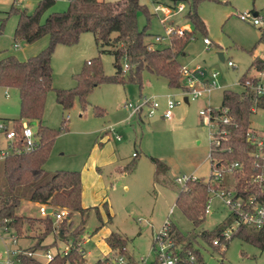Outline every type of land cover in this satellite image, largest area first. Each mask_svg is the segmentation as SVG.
<instances>
[{"label": "rangeland", "instance_id": "rangeland-1", "mask_svg": "<svg viewBox=\"0 0 264 264\" xmlns=\"http://www.w3.org/2000/svg\"><path fill=\"white\" fill-rule=\"evenodd\" d=\"M139 1L151 13L157 4L173 2L172 0ZM188 1L179 2L184 5V11L172 19L174 24L185 25L190 30H194L191 22L185 17ZM37 2L38 0H0V59L5 55H14L19 60H25L47 46V36L31 43L14 40L17 15L12 12L7 13L12 5L32 12ZM67 5L68 0H55L41 20H44L50 12L64 11ZM244 11H249L251 14L256 12L261 24L253 25L250 20H241L239 13ZM197 13L205 24V31L194 30L193 38L189 40L179 61L190 67L201 66L207 76L217 72V87L209 94L205 93L187 103L183 101L180 89L169 88L164 78L145 71L142 75L141 89L135 83L102 82L89 92L84 109L81 108L78 97L74 98L70 108L63 109L55 100L54 88L74 87L73 75L79 73L88 60L96 57L100 59L104 74L112 75L113 57L106 52L99 53L91 32L81 33L77 43L73 45H57L52 53L53 89L46 95L41 123L58 133L53 139L43 167L50 173L61 169L83 170L87 167L86 163L92 153L93 145L97 144L104 131L113 136L110 142L115 145V152L124 160L123 163L131 160L128 158L132 152L137 154L133 162L131 161L135 162L136 167L132 173L127 171V176L110 175L106 170L99 172L103 176L106 188L104 195L111 207V211L108 212V208L101 203L100 208L103 211H100V216L106 227L126 238L124 256L134 264H142V262L148 264L153 260L152 243L165 221L173 223L182 233H187L185 235L187 237L184 238L191 240L201 229L212 230L226 218L229 212L221 198L212 196L211 211L205 215L201 225L193 226L175 205L181 185L174 180L181 175H194L204 180L208 178L211 172L210 133L215 131V125L209 122L206 116H200L199 111L206 107L220 108L222 92L225 89L241 91L242 86L238 83V79L245 72L249 75L253 74V68L249 67L255 56L264 58V0H202L198 3ZM137 24L139 27L145 24L142 12L137 15ZM149 33L152 36L164 33V28L156 14L150 20ZM152 36L149 40H153ZM204 37L210 40V44H203ZM219 52L223 53V60L219 58ZM227 61H231L233 66H228ZM5 92L8 96H5ZM140 93L156 94L161 102L165 100L166 95H173L178 99L181 98L182 102L174 107L171 119L154 116L138 121L129 117L123 102L125 100L136 102ZM94 106L104 109L102 116L94 114ZM19 112L17 89L0 86V119L11 125L13 119H19ZM263 124L264 108H257L250 116V126L260 129ZM30 125L36 131V123ZM117 135L121 136L120 141L116 140ZM0 140L2 142L1 137ZM150 156L161 161L165 169L155 174V164L150 160ZM229 177L230 174L225 173L224 182L228 181ZM3 184L0 161V189ZM28 202L24 200L16 213L29 217L40 216L39 208ZM64 209L68 211L67 208ZM93 210L89 209L84 215V223H80L78 214L72 217L73 226H84L82 234L84 243L81 242V245L86 252L84 258L89 264H94L100 257L103 258V253L106 251V246L100 242V238L93 235L102 223ZM55 222L58 223L56 220ZM41 228L39 223L33 224L30 229L25 225L22 234L16 238V243L12 241V235L15 236L12 229H0V264H7V250L10 251L9 256L12 260L15 258L11 254L12 251L15 256L18 253L32 252L27 248L29 244L33 245L36 242ZM52 237L53 235L50 234L44 242L50 243ZM193 247L200 251L205 264L264 263V249H259L239 238L230 239L224 250H221L197 237ZM49 249L54 250V248ZM47 250L38 249L34 256L39 261L45 262L43 253ZM113 254L115 253H111L109 257Z\"/></svg>", "mask_w": 264, "mask_h": 264}, {"label": "trees", "instance_id": "trees-1", "mask_svg": "<svg viewBox=\"0 0 264 264\" xmlns=\"http://www.w3.org/2000/svg\"><path fill=\"white\" fill-rule=\"evenodd\" d=\"M178 4L186 0H172ZM202 0H189L185 17L191 22L195 31H205V24L197 13L198 3ZM55 0H38L35 9L28 12L26 9L11 6V12L17 15L14 29V40H23L26 43L47 36V46L35 55L25 60H19L14 55H5L0 59V86L16 88L19 94V119H13V126L20 132L21 120L36 123V147L28 152L10 154L1 161V171L4 184L0 189V229H12L16 238L22 234L26 225L30 229L33 224L39 223L41 229L36 242L27 249L36 251L56 248L58 242H70L67 255L55 252L50 261L41 262L35 256L18 253L15 256L18 264H89L84 254L79 252L84 226H73L72 214L77 212L80 223H84V213L89 209L81 205V178L78 170H56L53 173L43 167L50 153L51 145L58 131L41 123L47 93L52 87L51 57L54 48L61 45H73L83 32H91L99 53H109L113 57L114 73L104 74L99 57L88 60L81 71L73 75L75 85L69 89L54 88L55 100L63 109L72 106L75 97H78L81 108L87 104V96L93 87L99 83H135L139 89L142 87V75L149 72L156 77L166 80L169 88L184 89L180 74L179 57L189 40L193 38L194 30H184L183 34L173 33L169 42L159 43L149 40L150 20L154 13L139 0H68L64 11L50 12L44 20L43 14L54 4ZM184 11V10H183ZM142 12L145 24L139 27L137 15ZM154 36V35H153ZM152 36V37H153ZM263 36V34H262ZM125 65L127 67H125ZM249 68L264 70V59L254 57ZM256 76L245 72L238 79L242 86L241 91L225 89L222 92L220 108H226L229 122L219 123V130H225L224 138L220 139L219 146L211 148L210 163L217 161L232 163L237 161L240 168L230 173L228 181L222 183V188L232 189L237 195L246 197L254 194L264 199V183L259 186L252 182L251 176L258 171L257 160L250 154V147L246 141L247 131L251 128L250 116L252 108H264V100L258 98L250 88L256 82ZM95 115L102 116L104 109L93 107ZM220 114V112L218 111ZM155 164V174L165 169V165L157 158L150 156ZM135 162L127 164L125 171H131ZM216 186L210 185L204 179H189L185 186L180 187L175 199V205L182 214L197 227L205 220V207L211 197L210 190ZM26 200L36 202L52 212L45 216L29 217L17 214L21 203ZM67 208L68 215L58 223L53 213L57 209ZM234 214L228 212L226 218L212 230L201 229L195 233L194 239H185L173 223L166 222L168 237L181 252L190 251L201 264H205L200 251L193 247L197 237L212 247L221 250L230 239L239 238L251 243L259 249H264V225L255 228L247 224H239L232 230L228 239L221 236L234 220ZM53 235L50 243L45 239ZM219 238L218 245L213 240ZM106 243L113 253L125 254L126 238L118 232L111 231L106 237ZM222 244V245H221ZM154 247V243H152ZM153 260L148 264H159L155 249ZM94 264H113L110 257L97 259ZM128 264H134L128 260ZM246 264H259L256 262ZM264 264V263H263Z\"/></svg>", "mask_w": 264, "mask_h": 264}, {"label": "built area", "instance_id": "built-area-1", "mask_svg": "<svg viewBox=\"0 0 264 264\" xmlns=\"http://www.w3.org/2000/svg\"><path fill=\"white\" fill-rule=\"evenodd\" d=\"M184 5L173 4V3H159L153 8V13L158 17V21L164 28L163 34H155L153 40L159 43H167L173 33L183 34L184 30L188 29V26L174 24L173 19L175 16L183 12ZM241 20H250L253 24H260L261 20L251 14L249 11L239 13ZM205 45L210 44V40L206 37L203 38ZM228 66H233L231 61H227ZM125 67H127L125 65ZM180 74L183 81L184 89H181L183 100H196L203 96L205 93L209 94L212 90L217 87V72H212L208 79L205 78L204 71L200 66L190 67L186 64L180 66ZM256 82L250 85L254 94L264 100V70H256ZM182 99H178L173 95L165 96V107L161 111L160 115L164 119H170L173 116V109L176 105L180 104ZM124 108L129 112V117H153L160 107L158 96L155 94H141L136 102L125 100L123 102ZM257 109L253 107L252 111ZM220 112V114L218 113ZM226 108L213 109L206 107L199 111V115L207 117L208 121L215 125V131L210 133V147L215 148L219 146L220 139L224 138L225 130H219V123L226 124L229 122V117L225 114ZM0 161L5 159L10 154H17L20 152H28L33 150L37 144V137L35 136L34 130L27 121H22L20 126V132L13 126L0 119ZM116 139H120V135L116 136ZM246 141L250 147V154H252L257 160L258 171L251 176V180L257 183L259 186H263L264 183V124L260 129L250 128L246 134ZM134 155V154H133ZM210 158V153H209ZM240 168V164L235 161L232 163L226 162H214L211 163V172L207 179L204 181L210 185H215L211 188L210 194L217 196L222 199L224 205L228 211L234 214V220L226 229L221 232V236L224 239H228L232 230H234L239 224H247L255 228H260L264 225V199L257 198L256 195L251 194L246 197L237 195L232 189L222 188L224 181V174H230L234 170ZM197 177L194 175H181L175 178V182L180 184L181 187L185 186L189 179L194 180ZM210 199L208 200L205 212L209 213ZM169 212H172L170 208ZM39 213L41 216L47 214L45 206L40 207ZM56 221L68 215V211L64 208L56 210L53 213ZM165 221L164 223H166ZM12 241L16 243V236L12 235ZM220 242L219 238L213 240V244L218 245ZM154 249L158 255L159 264H201L196 256L190 251L181 252L179 247H175L172 241L168 237L167 225L163 224L160 231L155 235ZM222 245V244H221ZM224 245H222V249ZM70 250V242H63V244L54 248L49 249L43 253L45 261L53 259L55 252H59L62 255H67ZM80 253L85 254L82 246L78 249ZM10 251L7 250V264H18L16 259L12 260L9 256ZM113 253V252H112ZM11 254L15 257V253L12 251ZM29 256H34L35 251L26 253ZM113 264H128V260L121 253H115L110 257ZM144 260L143 258L141 259ZM16 262V263H15ZM62 264H70L69 262H63ZM142 264H145L142 262Z\"/></svg>", "mask_w": 264, "mask_h": 264}, {"label": "crops", "instance_id": "crops-1", "mask_svg": "<svg viewBox=\"0 0 264 264\" xmlns=\"http://www.w3.org/2000/svg\"><path fill=\"white\" fill-rule=\"evenodd\" d=\"M252 14L254 16L259 17V15L256 12H253ZM253 25H255V24H253ZM256 25H258V24H256ZM255 57H257V56H255ZM194 67H196V66H194ZM202 70H203V68H202ZM253 70H254V72H253V74L251 76H255L256 75V69L253 68ZM204 75H205L206 79H208L210 77V76H207L205 71H204ZM141 94L142 93H140L139 96ZM5 96H8L7 92H5ZM158 100H159V96H158ZM188 101L189 100H187V102ZM159 102H160V107H159L158 111L156 112V114L154 115V116H157V117H161L160 113L165 107V100L163 102H161V101H159ZM128 114H129V112H128ZM130 118H134L135 120H138V121L139 120L140 121H144L145 119H150L152 117L146 118V117H143V116H140V117H133L132 116ZM161 118H163V117H161ZM111 137H113V136L107 134V131H104V134L100 136V140L98 142H96L97 144H94L93 147H92V151H91L92 153L90 154V156H89V158L87 160V163H86L87 167H84L83 170L80 171V178H81V205H82L83 208H93V207L97 208V209H94V210L96 211V213H97V215L100 218L102 223H101L100 226L97 227V229L95 230L96 232L93 235L98 236L100 238V242L104 243V245L106 246V251L104 252L105 254L103 253L104 257L110 256V254L112 253V250L109 248V246L105 242L106 237L110 234V232L112 230L104 225L103 219L100 216V211L102 210V208H100V205H101V203H103L104 207L108 208L107 211L108 210L111 211V207H110L109 202L106 200V196L104 195L106 188L104 187L105 185H104L103 176L99 172H102V171L106 170L107 172L110 173V175H116L117 174V175L127 176L128 174L124 170L125 166L129 162H131V161L133 162V158L134 157L135 158L137 157V154L135 152H132L131 156L128 158V159H131V160L128 161L127 163H125V162L123 163L124 160L121 157L117 156V154L115 152V150H116L115 145H113L110 142V139H112ZM116 140L120 141L121 140V136H120L119 140L118 139H116ZM135 167H136V164H135L134 168L130 171V173H132L134 171ZM113 172L115 174H113ZM118 173H120V174H118ZM125 189H127V187H125ZM28 203L33 205V206L38 207L39 209H40V207H42V205H40V204H38L36 202H28ZM46 209H47V207H46ZM88 212H89V210L86 211L84 213V215L87 214ZM76 214H78V213L74 212L72 214V217L74 215H76ZM39 215H40V213H39ZM108 216H109V221H111L110 213H108ZM82 243H84L83 240H82ZM58 245H61L60 242H58ZM29 246H31V244H29ZM85 256H86V252H85ZM86 262H87V260H86Z\"/></svg>", "mask_w": 264, "mask_h": 264}, {"label": "water", "instance_id": "water-1", "mask_svg": "<svg viewBox=\"0 0 264 264\" xmlns=\"http://www.w3.org/2000/svg\"><path fill=\"white\" fill-rule=\"evenodd\" d=\"M218 56H219V58H220L221 60L224 59V58H223V54H222L221 52L218 53ZM184 101L187 102V99L184 98ZM31 124L33 125V124H35V122H31ZM47 212H49V213L52 212V209H51V208H47Z\"/></svg>", "mask_w": 264, "mask_h": 264}]
</instances>
